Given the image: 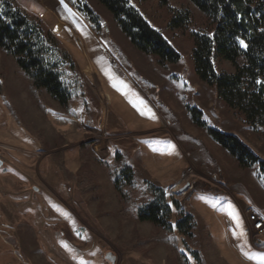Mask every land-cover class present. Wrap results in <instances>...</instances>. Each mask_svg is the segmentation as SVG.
<instances>
[{
  "label": "rangeland",
  "instance_id": "1",
  "mask_svg": "<svg viewBox=\"0 0 264 264\" xmlns=\"http://www.w3.org/2000/svg\"><path fill=\"white\" fill-rule=\"evenodd\" d=\"M16 1L60 40L84 88L68 111L49 101L52 111L44 115L15 63L0 55V264H108L107 253L115 264H178L161 243L165 235L136 220L95 160L132 168L137 204L151 199V183L168 204L174 198L193 215L187 244L204 264H264V238L243 231L249 209L264 214V180L256 168L239 169L187 113L196 108L208 126L236 136L264 160V134L253 133L193 73L190 33L200 29L199 13L191 8L198 22L172 32L157 0H129L181 55L178 64L161 68L130 45L96 0L71 1L99 17V33L68 0ZM47 6L65 24L62 32L45 22ZM177 215L172 209V226Z\"/></svg>",
  "mask_w": 264,
  "mask_h": 264
},
{
  "label": "trees",
  "instance_id": "2",
  "mask_svg": "<svg viewBox=\"0 0 264 264\" xmlns=\"http://www.w3.org/2000/svg\"><path fill=\"white\" fill-rule=\"evenodd\" d=\"M68 1L92 30L99 33V17L87 5L80 7ZM157 1L170 14L167 27L172 32H186L198 22L191 8L199 13L200 29L190 33L193 73L200 84L213 89L226 108L241 115L253 133L264 134V0H181L176 8L171 5L176 0ZM96 2L138 53L153 57L161 68L180 62L181 55L129 0ZM241 40L246 48L241 46ZM0 55L15 63L29 100L44 115L52 111L50 102L68 111L72 102L82 96L84 85L69 53L43 20L16 0H0ZM225 64L230 70L223 67ZM186 109L192 124L217 144L239 169L256 168L257 177L264 180V160L236 136L208 126L196 108ZM121 159L116 153L115 161L118 163ZM95 162L108 171L116 194L128 208H134L136 220L152 225L165 235L161 243L178 264H191L186 254L196 264H204L198 252L187 244L194 237L193 215L182 210L174 198L168 204L164 190L151 183H146V193L151 199L137 204L134 195L140 189L132 168L124 163L113 168L99 160ZM172 209L178 214L174 226L170 223ZM180 243L183 252L179 251Z\"/></svg>",
  "mask_w": 264,
  "mask_h": 264
},
{
  "label": "built area",
  "instance_id": "3",
  "mask_svg": "<svg viewBox=\"0 0 264 264\" xmlns=\"http://www.w3.org/2000/svg\"><path fill=\"white\" fill-rule=\"evenodd\" d=\"M247 226L254 233V235L264 236V214L255 210L249 209L246 212Z\"/></svg>",
  "mask_w": 264,
  "mask_h": 264
},
{
  "label": "bare ground",
  "instance_id": "4",
  "mask_svg": "<svg viewBox=\"0 0 264 264\" xmlns=\"http://www.w3.org/2000/svg\"><path fill=\"white\" fill-rule=\"evenodd\" d=\"M46 14H45V22L51 26V27H55L56 30L58 29L59 31L62 32L63 29H65V24L63 25V23L61 22V19L51 10L48 8H46ZM72 19V18H71ZM76 20V19H75ZM70 21V20H69ZM73 24V23H72ZM64 26V27H63ZM77 26V25H76ZM76 26H73L72 29L73 31L76 29ZM79 27H77V30H78ZM78 33V32H77ZM81 38V37H80ZM77 40L81 42V40L79 39V37L77 36ZM77 41V42H78ZM68 43H70L71 46L72 43H71V40L68 41ZM78 44V43H77ZM75 49V48H74ZM83 49V48H82ZM96 49V48H95ZM77 50V49H76ZM94 50V48H93ZM97 50V49H96ZM101 54V52H100ZM101 56V55H100Z\"/></svg>",
  "mask_w": 264,
  "mask_h": 264
},
{
  "label": "crops",
  "instance_id": "5",
  "mask_svg": "<svg viewBox=\"0 0 264 264\" xmlns=\"http://www.w3.org/2000/svg\"><path fill=\"white\" fill-rule=\"evenodd\" d=\"M75 106H76L77 112L80 111V106H79L78 104H76ZM240 212L242 213L241 210H240ZM257 212H258V211H257ZM259 213L263 214V212H259ZM244 218H245V217H244ZM245 227H247L246 229H247L248 231L245 230ZM249 230H250V229H249L248 226H247V219H246V221H245V219H244L243 231H244V233L247 235V238H249V235H248L246 232H249ZM250 232H252V231L250 230ZM252 233H253V232H252ZM255 236H256V235H255ZM247 238H245V240H244L243 243H245V241H246ZM259 238H264V236H261V237H259ZM239 245H241V244H239ZM252 247L255 248L254 246H252Z\"/></svg>",
  "mask_w": 264,
  "mask_h": 264
},
{
  "label": "water",
  "instance_id": "6",
  "mask_svg": "<svg viewBox=\"0 0 264 264\" xmlns=\"http://www.w3.org/2000/svg\"><path fill=\"white\" fill-rule=\"evenodd\" d=\"M3 163L2 161L0 160V168L2 167ZM187 186H185L182 190H184ZM36 190V189H34ZM104 260L108 263V264H115V259L112 255V253H107L105 256H104Z\"/></svg>",
  "mask_w": 264,
  "mask_h": 264
},
{
  "label": "snow or ice",
  "instance_id": "7",
  "mask_svg": "<svg viewBox=\"0 0 264 264\" xmlns=\"http://www.w3.org/2000/svg\"><path fill=\"white\" fill-rule=\"evenodd\" d=\"M62 3H63V0H62ZM65 8H66V10L70 11V9H67L66 5H65ZM240 44H241L242 47H245V48L247 47V45L244 43L243 40L240 41Z\"/></svg>",
  "mask_w": 264,
  "mask_h": 264
}]
</instances>
